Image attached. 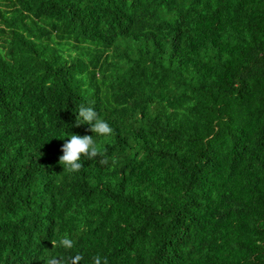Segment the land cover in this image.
Here are the masks:
<instances>
[{
    "label": "trees",
    "instance_id": "obj_1",
    "mask_svg": "<svg viewBox=\"0 0 264 264\" xmlns=\"http://www.w3.org/2000/svg\"><path fill=\"white\" fill-rule=\"evenodd\" d=\"M0 264H264V0H0Z\"/></svg>",
    "mask_w": 264,
    "mask_h": 264
}]
</instances>
